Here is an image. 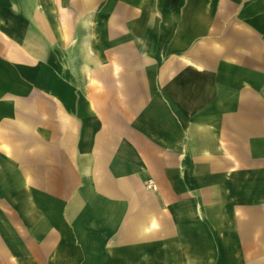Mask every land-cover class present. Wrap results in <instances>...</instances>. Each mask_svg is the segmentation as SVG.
<instances>
[{
    "label": "crops",
    "instance_id": "1",
    "mask_svg": "<svg viewBox=\"0 0 264 264\" xmlns=\"http://www.w3.org/2000/svg\"><path fill=\"white\" fill-rule=\"evenodd\" d=\"M0 264H264V0H0Z\"/></svg>",
    "mask_w": 264,
    "mask_h": 264
}]
</instances>
